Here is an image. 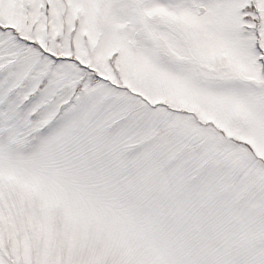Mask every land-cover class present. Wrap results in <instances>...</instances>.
Segmentation results:
<instances>
[{
  "label": "snow or ice",
  "instance_id": "6c2138e0",
  "mask_svg": "<svg viewBox=\"0 0 264 264\" xmlns=\"http://www.w3.org/2000/svg\"><path fill=\"white\" fill-rule=\"evenodd\" d=\"M0 264H264V0H0Z\"/></svg>",
  "mask_w": 264,
  "mask_h": 264
}]
</instances>
